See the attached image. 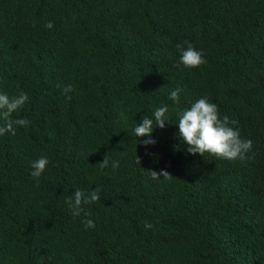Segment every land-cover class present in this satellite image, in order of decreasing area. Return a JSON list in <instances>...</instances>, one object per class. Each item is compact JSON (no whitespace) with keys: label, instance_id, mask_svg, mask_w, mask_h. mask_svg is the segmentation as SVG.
<instances>
[{"label":"trees","instance_id":"16d2710c","mask_svg":"<svg viewBox=\"0 0 264 264\" xmlns=\"http://www.w3.org/2000/svg\"><path fill=\"white\" fill-rule=\"evenodd\" d=\"M184 41L206 63L177 67ZM21 91L29 123L0 136V264H264V0H0V94ZM200 98L252 141L243 163L187 153L178 113ZM165 105L145 148L134 128ZM95 188L74 216L67 198Z\"/></svg>","mask_w":264,"mask_h":264},{"label":"clouds","instance_id":"9594fccd","mask_svg":"<svg viewBox=\"0 0 264 264\" xmlns=\"http://www.w3.org/2000/svg\"><path fill=\"white\" fill-rule=\"evenodd\" d=\"M45 28L52 29L53 23L48 22ZM186 45V47H185ZM177 51L180 53L179 63L186 69L198 68L201 64L206 63L203 59L202 53L196 51L189 41H184L182 44L176 45ZM65 95L74 91L72 85H67L63 89ZM181 89L173 90L169 96L171 101L179 103V92ZM71 99V97H68ZM28 95L21 91L17 95L9 97L7 94H0V120L3 125H0V136L6 133L15 134L14 126L27 127L29 121L24 118H15L12 116L20 110L28 101ZM169 111L167 105L157 108L152 117L144 116L142 121L135 126L134 135L138 138L148 137L146 140H139L145 148L154 146L157 141L152 139L154 126L163 129L166 121H170L166 115ZM237 122L230 120L227 115L222 118L219 116L218 108L214 103H210L207 98H200L194 102L190 108L178 113L179 137L181 141L187 146V153L195 156L199 154L203 156L209 153L213 156L224 158L227 160H239L242 163L246 160L247 154L252 149V141L242 139L238 129L232 127ZM149 154L150 153H146ZM138 164H141V159L137 156ZM49 161L46 156H41L38 160L31 164V176L39 178L45 171ZM101 169L110 166L109 159L105 155L103 161L99 163ZM118 162H112L111 167L117 168ZM147 174L153 179L170 178L172 175L166 170L159 172L151 169H145ZM99 188L85 194L80 190H76L72 196L67 198L66 202L69 205L74 216H79L82 210V204L95 203L99 200ZM85 229L94 228L95 223L91 219H86L83 222ZM145 228H151L152 225L145 222Z\"/></svg>","mask_w":264,"mask_h":264}]
</instances>
